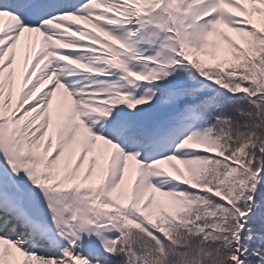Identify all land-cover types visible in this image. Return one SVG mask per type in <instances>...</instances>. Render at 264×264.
Listing matches in <instances>:
<instances>
[{
    "label": "snow or ice",
    "instance_id": "1",
    "mask_svg": "<svg viewBox=\"0 0 264 264\" xmlns=\"http://www.w3.org/2000/svg\"><path fill=\"white\" fill-rule=\"evenodd\" d=\"M0 264H264V0H0Z\"/></svg>",
    "mask_w": 264,
    "mask_h": 264
}]
</instances>
